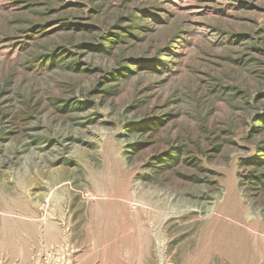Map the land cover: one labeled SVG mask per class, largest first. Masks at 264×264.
I'll return each mask as SVG.
<instances>
[{
    "label": "rangeland",
    "instance_id": "obj_1",
    "mask_svg": "<svg viewBox=\"0 0 264 264\" xmlns=\"http://www.w3.org/2000/svg\"><path fill=\"white\" fill-rule=\"evenodd\" d=\"M0 264H264V0H0Z\"/></svg>",
    "mask_w": 264,
    "mask_h": 264
}]
</instances>
